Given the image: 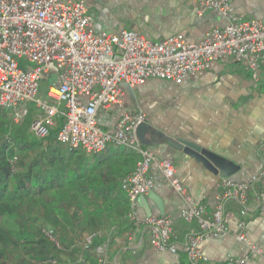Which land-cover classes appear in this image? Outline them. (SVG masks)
<instances>
[{
	"label": "built area",
	"instance_id": "2783aa9c",
	"mask_svg": "<svg viewBox=\"0 0 264 264\" xmlns=\"http://www.w3.org/2000/svg\"><path fill=\"white\" fill-rule=\"evenodd\" d=\"M232 1L199 0L197 13L215 10L227 15ZM20 59L26 61V69ZM227 59L242 63L259 82L264 65V21L234 17L198 41L185 33L153 41L134 29L95 32L86 0H0V106L20 123L29 115L28 104H34L37 112L31 131L38 138H47L62 120L57 139L68 147L89 155L103 152L109 145L135 152V167L121 182L130 204L128 218L149 229V243L156 250L177 253L178 236L170 216H138L139 197L154 189L150 168L156 164L186 201L181 217L196 221L199 227L191 231L185 244L189 264H209L201 243L228 232L227 201L236 200L246 208L250 192L257 190L258 207L264 211V163L245 181L224 179L210 209L192 199L172 160L159 159L145 146L139 132L148 121L143 109L124 111L113 130L103 129L99 114L122 107L129 89L150 79L180 83L211 68L213 62ZM43 81L49 82L47 98L38 96ZM236 237L248 246L249 253L230 257L225 264H250L251 253L261 250L244 234ZM108 245L105 242L96 248L101 264L108 262Z\"/></svg>",
	"mask_w": 264,
	"mask_h": 264
},
{
	"label": "crops",
	"instance_id": "0c3cea01",
	"mask_svg": "<svg viewBox=\"0 0 264 264\" xmlns=\"http://www.w3.org/2000/svg\"><path fill=\"white\" fill-rule=\"evenodd\" d=\"M198 1L86 0L95 32L117 33L125 29L107 31V17L116 19L115 12L112 15L105 13L111 10L108 8L111 6L132 29L153 41H161L177 33H185L198 41L212 28L224 26L234 17L264 21V0H233L227 15L215 10L199 15ZM96 18L99 19L97 25ZM167 82L173 90L176 87L181 102L178 113L169 116L167 131L151 128L147 109L137 102L138 96L132 93L138 86L129 89L122 107L100 112V124L106 130H113L124 111L143 109L148 115L143 134L145 146L159 159L172 160L177 176L192 199L208 204L211 209L224 179L245 181L256 174L264 163V65L258 83L242 63L232 59L215 61L211 68L180 83ZM182 141L196 144L216 158L197 152L180 143ZM150 174L155 177L153 191L161 199L164 213L153 198L146 197L142 202L138 200V216H170L178 236V251L156 250L149 243V229L137 224L133 231L125 233L120 242L125 244L121 247L122 251L125 255L130 254L135 264L188 262L185 244L191 231L199 230L198 224L181 217L186 201L173 190L156 164L151 165ZM261 187L264 189V183ZM256 191L250 192L246 208L236 200L227 201L226 210L230 214L228 232L206 238L201 243L209 264H225L230 257L249 253L248 246L237 239L238 234H244L261 250L251 253L250 264H264V211L258 207ZM117 258L118 255L115 256L116 264Z\"/></svg>",
	"mask_w": 264,
	"mask_h": 264
},
{
	"label": "trees",
	"instance_id": "16d2710c",
	"mask_svg": "<svg viewBox=\"0 0 264 264\" xmlns=\"http://www.w3.org/2000/svg\"><path fill=\"white\" fill-rule=\"evenodd\" d=\"M32 121L15 123L0 106V264H101L105 242L120 264H135L120 244L135 228L121 182L138 155L114 145L89 155L58 141L62 122L38 138Z\"/></svg>",
	"mask_w": 264,
	"mask_h": 264
},
{
	"label": "rangeland",
	"instance_id": "374dc122",
	"mask_svg": "<svg viewBox=\"0 0 264 264\" xmlns=\"http://www.w3.org/2000/svg\"><path fill=\"white\" fill-rule=\"evenodd\" d=\"M108 8H111V10L109 9L108 12L105 13L107 14L111 13L112 15V12L113 13L115 12L114 15L116 19L113 18L112 16L107 17L108 20L107 29H109L107 31H111V29L118 30L122 27L125 29H132V27L127 22H125L123 17L117 15L118 12L113 11L111 6ZM98 23H99V19L96 18V25ZM19 61L21 66L24 69H26L27 68L26 61L24 59H20ZM171 86L172 85L167 81H163V80L161 81L160 79H150L146 81V83L140 85V87L138 86V88L133 89L132 91L133 95L138 96V98L136 97L137 102L147 109L150 115V122L152 124L151 128L154 131H160V132L167 131L169 127V122H168L169 116L176 115L178 113V104L181 103L179 101L180 95L178 94L176 87L173 90ZM48 87H49V82L43 81L40 83L39 94H38L40 98H47ZM28 107H29V118L33 119L36 115L37 108L32 103H29ZM59 122L61 123L62 120H59ZM103 129L105 128L103 127ZM102 233L104 235L105 231L102 230ZM89 237H91L90 234L86 233L83 239L84 241L83 243H85V245L87 244ZM92 240L93 239H91V243ZM110 253L111 251L109 252V258L107 263L116 264L115 258H112L110 256ZM128 261L130 263L132 262V260L130 259ZM117 264H120L119 261L117 262Z\"/></svg>",
	"mask_w": 264,
	"mask_h": 264
},
{
	"label": "water",
	"instance_id": "95a60500",
	"mask_svg": "<svg viewBox=\"0 0 264 264\" xmlns=\"http://www.w3.org/2000/svg\"><path fill=\"white\" fill-rule=\"evenodd\" d=\"M145 125L146 124L142 125L140 127V129H139L140 136H141L142 139H143V134H144V130H145ZM180 143L185 144L186 146H188L191 149H194L197 152H203L205 155H207V156H209L211 158H216L215 155H213L210 152H207L206 150H203L200 146H198L196 144H193V143L187 142V141H182ZM146 197L153 198L157 202V204H158V206H159V208L161 210V213L162 214L164 213L163 206H162V201H161V199L157 196V194L153 190L151 192H149L147 195H141L139 197V202H142L143 200H145Z\"/></svg>",
	"mask_w": 264,
	"mask_h": 264
}]
</instances>
